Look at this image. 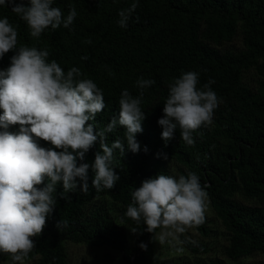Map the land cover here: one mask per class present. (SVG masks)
I'll list each match as a JSON object with an SVG mask.
<instances>
[{
  "label": "trees",
  "instance_id": "1",
  "mask_svg": "<svg viewBox=\"0 0 264 264\" xmlns=\"http://www.w3.org/2000/svg\"><path fill=\"white\" fill-rule=\"evenodd\" d=\"M133 2L138 7L128 27H119V11ZM53 6L65 17L74 6L77 16L69 28L46 29L39 39L30 36L26 22L11 6H0V18L7 17L16 27L18 48H46L49 62L57 61L65 72L78 67L82 78L97 84L106 104L89 121L97 131L118 117L124 89L138 96L139 78L155 84L144 90L142 98L146 119L137 134L140 151L126 148L123 155L114 150L112 167L120 176L115 187L97 192L91 185V170L87 192L77 188L64 193L58 184L53 193L55 209L25 260L72 264L67 245L74 243L115 249L125 264H224L218 257L202 260L212 247L206 239L193 244L184 234L182 245L194 255L190 263L159 257L153 234L143 231V222L137 225L125 216L132 192L144 179L160 173L178 178L194 172L214 213V219L205 214L204 222L195 228L203 238L214 239L219 232L216 227L221 226L227 241L222 247L226 259L239 263L260 256L259 264H264V0H54ZM12 55L14 50L0 59V69L9 66ZM186 71L199 73L198 87L214 80L210 86L221 102L212 123L194 133L193 146L181 140L179 130L166 144L158 119L168 85ZM8 130L17 132L19 125H10ZM116 139L124 140L119 125L106 133L109 146ZM39 143L51 147L43 140ZM98 150L99 142L86 154L85 162H93ZM60 220L66 226L59 230ZM121 222L140 231L133 233ZM142 242L147 250L140 247ZM8 262L11 256L0 253V264Z\"/></svg>",
  "mask_w": 264,
  "mask_h": 264
},
{
  "label": "clouds",
  "instance_id": "2",
  "mask_svg": "<svg viewBox=\"0 0 264 264\" xmlns=\"http://www.w3.org/2000/svg\"><path fill=\"white\" fill-rule=\"evenodd\" d=\"M53 5L54 0H0V6H11L26 22L35 39L46 29L55 30L61 25L69 28L73 24L77 16L74 6L65 17ZM137 7L138 2H133L119 11V27H128ZM17 44L16 27L7 17L0 18V59L14 50L9 66L0 69V253L10 255L13 264H24L35 247L34 238L42 234L47 217L55 209L53 193L58 184H62L64 193L77 188L87 192L91 170V185L97 192L115 187L120 176L112 167L114 150L123 155L126 148L133 153L140 151L137 134L143 131L142 121L146 119L142 98L144 90L155 81L139 78L138 96L124 89L118 101V117L97 131L89 121H94L106 107L97 84L82 78L78 67L65 72L57 61L49 62L46 48H18ZM199 83L198 72L186 71L168 85L163 115L158 119L166 144L179 130L181 140L193 146L194 133L212 123L221 101L210 86L214 80L202 87H198ZM10 125H19V131H9ZM117 125L124 129V140L116 139L109 146L106 133ZM40 140L51 147L41 146ZM97 142L100 150L94 161L85 162L86 154ZM131 195L125 216L137 225L143 222V231L152 233L153 241L163 244L171 237L168 242H174V247L182 245L185 241L180 236L204 222L207 193L194 172L178 178L163 173L146 178ZM62 225L66 226V221L57 222L59 230ZM129 228L133 233L140 231L139 227ZM157 229L163 231L158 233ZM140 247L147 250L148 245L142 242ZM176 251L183 252V248L176 247Z\"/></svg>",
  "mask_w": 264,
  "mask_h": 264
},
{
  "label": "rangeland",
  "instance_id": "3",
  "mask_svg": "<svg viewBox=\"0 0 264 264\" xmlns=\"http://www.w3.org/2000/svg\"><path fill=\"white\" fill-rule=\"evenodd\" d=\"M236 44L238 46L240 45V42L237 41ZM171 167L174 173L177 174L175 168L173 166ZM206 203L207 209L205 214L208 216L209 219H214V213L210 205V200L208 198H206ZM216 229L219 232L214 239L203 238V236L195 227L188 229L186 233H184L185 236L192 239L193 241L206 239V241L212 247V250L208 255H202V260L209 261L210 258L218 257L224 261V264H259L263 261V258L260 256L250 257L242 260L239 263H234L226 259V257L222 253V247L227 243L225 231L221 226H219L218 228L216 227ZM161 231L163 230L161 229L159 233ZM168 240H171V237H168L163 244L156 241V247L159 257L169 259H180V261L187 260L188 263H190L191 260L194 259V255L189 252L183 245H176V247L183 248V252H178L176 251V247L173 246L174 242L169 243ZM67 246L69 252V259L72 264H125L120 261V253H118V251L112 248L105 247L94 249L90 248L88 245L74 243H68ZM8 264H13V262H8ZM24 264H35V261L24 260Z\"/></svg>",
  "mask_w": 264,
  "mask_h": 264
}]
</instances>
